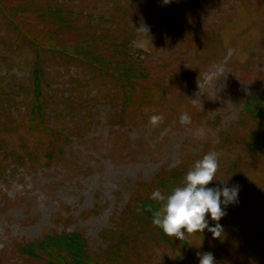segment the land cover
I'll list each match as a JSON object with an SVG mask.
<instances>
[{"label":"rangeland","instance_id":"rangeland-1","mask_svg":"<svg viewBox=\"0 0 264 264\" xmlns=\"http://www.w3.org/2000/svg\"><path fill=\"white\" fill-rule=\"evenodd\" d=\"M141 23L150 40L134 49ZM25 36L96 46L90 71L38 49L42 116L57 145L29 121L35 54ZM257 93L264 0H0V264H45L19 247L50 233L80 234L93 259L107 253L101 264H199L198 252L216 264H264V160L245 149L255 131L245 105ZM124 101L138 112L122 113ZM152 115L163 121L151 126ZM212 150L220 168L207 187H239L221 239L161 237L136 220L134 198L157 173L182 179ZM174 158L182 162L170 169Z\"/></svg>","mask_w":264,"mask_h":264},{"label":"trees","instance_id":"trees-1","mask_svg":"<svg viewBox=\"0 0 264 264\" xmlns=\"http://www.w3.org/2000/svg\"><path fill=\"white\" fill-rule=\"evenodd\" d=\"M6 6V5H5ZM7 7V6H6ZM12 13L13 11L10 10ZM58 14H62L61 10H56ZM14 15V13H13ZM20 21H19V19ZM19 25L25 21L20 16L16 17ZM25 35L28 34V29L24 30ZM31 36V35H30ZM27 37V36H26ZM28 38V37H27ZM29 39L30 45L34 47V62L32 63V99L34 100L33 106L30 108V118L29 121L31 123H36V128L45 133L50 143L53 145L60 144V135L54 132L44 120L42 116V112L44 111L41 108L40 102V79H39V69H38V60L37 53L39 51H43L45 53H53L51 50H55L57 55L63 54L67 56L70 60L76 61L78 60L81 63H84L87 66V69L90 71L94 68V65L88 64L84 62L87 58L86 54H90V52L94 49L95 43L86 42L79 48H71L64 50L62 46H52L51 44H41L36 39ZM59 47V48H58ZM39 49V51H38ZM92 61L99 63L98 60L93 59ZM125 100V98H123ZM137 105V104H136ZM133 106L127 104V102H123L120 111L122 113H126V111L132 110L134 112H138L133 108L127 107ZM250 117V120L254 123L255 131H252L251 134H248L247 141L245 143V149L251 152L258 153L261 158L264 160V93H257L253 95L251 98H248L245 105L244 110ZM245 113V114H246ZM263 140H260V137ZM55 147V146H53ZM60 149V147H59ZM160 173V172H159ZM155 175V179L149 183L147 186L151 190L147 192V195L142 197H135L134 199L138 203V208L134 206L130 210L136 220H144L145 222H149L152 224V213L145 210L148 205H152L155 210L158 205L156 202L152 201L149 197L155 189L159 188L164 192H168L171 190L173 186H176L180 183L181 177L173 174L174 172L170 171L166 175ZM180 173V172H179ZM184 175V173H181ZM178 181V182H177ZM133 202V200H132ZM134 205V202H133ZM153 226V224H152ZM155 227V226H153ZM158 231H160V236L162 237L163 231L162 229L156 227ZM19 252L21 255L26 256L27 258H31L33 261L42 262L45 264H101L103 258L106 257L107 253L103 252V257L93 259V254L90 253L87 249L86 243L81 239L80 234L78 233H50L48 235L43 236L40 239L35 241L26 243L19 247ZM112 264H115L114 261H111Z\"/></svg>","mask_w":264,"mask_h":264},{"label":"clouds","instance_id":"clouds-1","mask_svg":"<svg viewBox=\"0 0 264 264\" xmlns=\"http://www.w3.org/2000/svg\"><path fill=\"white\" fill-rule=\"evenodd\" d=\"M168 2L169 0H164V3ZM135 29L144 39L133 41L132 46L134 49H144L146 42L150 40L149 28L141 23ZM162 121L163 117L160 115H152L149 118V124L153 127ZM204 134V129L196 132L198 137H203ZM219 156L217 151H209L192 164L180 183L170 191L164 192L159 188L152 191L149 198L156 202L158 207L154 210L152 205H148L145 210L152 213L153 226L178 240L185 239L186 234L203 233L205 230L210 232L214 239H221L224 229L218 222L226 215L224 208L227 205L238 203L239 187H207L209 183L218 181L215 175L220 168ZM181 162L179 158H174L169 168L174 169ZM220 182L224 184L226 181ZM209 217L215 222L214 226H209ZM197 257L199 264H216L211 252H198Z\"/></svg>","mask_w":264,"mask_h":264}]
</instances>
